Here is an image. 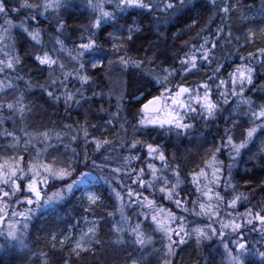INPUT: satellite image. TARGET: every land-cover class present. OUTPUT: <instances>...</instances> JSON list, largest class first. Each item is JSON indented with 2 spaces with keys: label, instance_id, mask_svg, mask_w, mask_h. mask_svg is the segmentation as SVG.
Returning <instances> with one entry per match:
<instances>
[{
  "label": "snow or ice",
  "instance_id": "obj_1",
  "mask_svg": "<svg viewBox=\"0 0 264 264\" xmlns=\"http://www.w3.org/2000/svg\"><path fill=\"white\" fill-rule=\"evenodd\" d=\"M79 7L86 22L71 25ZM172 29L177 39L195 37L169 57ZM145 32L156 40L140 49L143 57L129 55ZM258 40L264 45V0L243 12L238 0H0V253L20 249L25 264H73L108 246L138 253L131 264H175L176 249L191 243L209 252L205 264H264V198L255 187L240 191L233 175L254 161L264 168ZM225 48L235 54L231 64L217 56ZM105 61L137 79L134 91L126 81L114 105L110 96L93 113L90 102L104 97L93 85ZM37 91L45 105L62 104L69 121L73 105L89 107L82 121L45 124L47 108L31 99ZM100 113V123H89ZM213 124L209 141L203 128ZM197 132L190 170L179 149L169 153L151 135L183 141ZM52 213L42 247L40 237L29 246L34 221Z\"/></svg>",
  "mask_w": 264,
  "mask_h": 264
},
{
  "label": "trees",
  "instance_id": "obj_2",
  "mask_svg": "<svg viewBox=\"0 0 264 264\" xmlns=\"http://www.w3.org/2000/svg\"><path fill=\"white\" fill-rule=\"evenodd\" d=\"M238 2L241 4V11L243 12V11H248L249 9H251L252 11L258 9L261 6L262 0H238ZM81 13H78V14L74 13V15L70 19L69 23L71 25L84 23L85 20H84L83 15H81ZM185 19H187V16H185ZM233 19L235 20V17ZM182 24H183V22H181V25ZM145 25H147V20H145ZM213 27H215V26H213ZM178 31H179V29H172L171 31L168 32V35L170 38L167 40V47H168L167 54L169 57H171L173 53H178L180 51V48H181L184 40H192L195 37V31H193L191 33L184 34V35H182L181 38L177 39L176 35H173V34H174V32H178ZM155 40H156V37H155V35H153L152 32H145L134 42V44H132L130 46L129 55H131L133 57H136L137 55H139L140 57H143L145 55V53L143 51H140V49L142 47L145 49L148 48L149 41H155ZM257 45H260V44L257 43ZM217 54H220V56H223V54L227 55L228 49L225 48L222 53H217ZM234 56H235V54H233V57ZM227 59H229V58H227ZM230 59H233V58H230ZM169 62H171V60ZM33 75L35 78L40 77L39 72H34ZM102 75H103V72H101V69L96 71L95 85H93V87L95 88L97 93L103 91L104 97L101 99L100 96L98 95L94 101L90 102L93 113L96 112V109L100 105H103L105 108L109 107V99L106 98V95H105L106 85L104 84V80L102 78ZM202 75H203V73H201L200 76L192 77V79H189V82H193L195 80L200 79L202 77ZM122 76H123V82H124L123 90L125 87V82L127 81V82H129L128 91L129 92L134 91V88L132 87V82L137 79L135 71L129 69L127 71H124ZM96 85H98V87H96ZM88 95H91V92H89ZM40 96H41L40 92L37 91L36 95L31 97V99H33L37 103L44 105L45 108H47V115L44 118H47L53 122L59 121L61 119H64L66 122L81 120L85 114V110L89 107V105L86 104L83 107H81L80 110H77L75 112H74V109L72 107L71 117H70V121H69L65 115V110H64V107L62 104L49 107L48 105L44 104L43 100L40 99ZM126 100H127V104H126L127 111L134 112L135 111V101L132 100L130 98V96L126 97ZM112 103L114 105L113 98H112ZM41 111H43V110H41ZM102 115H103V113H100L96 116H90L89 117V123H94V124L100 123L101 121L99 119V116H102ZM225 115H227V113H225ZM129 119H130V117H129ZM222 126L223 125L221 124V127ZM213 130H215V132H216V125L215 124L211 125L209 128H203V133L206 134V137L209 141H211V138L214 135H216L213 132ZM96 134L98 135L99 131H96ZM130 135H131V130H130ZM151 135L156 136L159 143L167 144L169 153L175 152L177 149H179L178 159H182V163L184 165H186L189 170L192 168V161L199 159V157L196 155V153L199 149V145L201 142V133L200 132H197V134L194 136L189 135L188 137L184 138L183 141H180V140L176 139L175 137H173L171 140H169L167 136H160L157 133H152ZM113 139H115V137H113ZM253 152H255V149H253ZM253 163L256 164L255 167L253 166ZM253 163H249L246 165V167L248 169H250V171H248V172H245V170H244L245 165H243V164L240 166V168L238 170H234V173H233L234 182L238 183L240 185V188H239L240 191L245 192L244 190H246L247 194H249L248 193V187L249 186L255 187L256 188L255 195H256L257 199H261V198H264V193H261L259 191V184L261 182H264V168L259 166L258 161H254ZM243 187H245V188H243ZM77 195H79V193ZM70 207H71V205H69V209H70ZM67 210L68 209L61 210L59 212V216L63 217L64 212ZM108 210L110 211L111 209H108ZM54 219H57V217H56L55 213H52L51 216L45 215V216L39 217L36 221H34V227L31 230V236H30L29 240L27 241L29 243V246L35 245L37 237H40L41 243L39 245H36V247L37 248L42 247L44 233H42L40 231V229H41V227H46L47 223H49L51 220H54ZM157 247H159V244H157ZM176 251L178 252V255L175 257V264H196L197 261H199V264H205V260L209 256V252L207 250L201 249L199 252H197L195 249V245H193L191 243L186 247L182 246V248L176 249ZM214 254H215V251H214V253H212V255H214ZM3 255H4V264H25V256H24L23 251L20 249L14 250L12 253V257H10L8 254H5V253ZM130 255L135 256V255H139V254L138 253H132L131 250H129L128 253L119 252V251L114 253V252H112L111 248L108 246H106V248L104 250L97 252L95 254V256H93L91 254V256L93 257V261H94L93 264H97L98 262H100V264H123V262L125 260H128L129 264H131V260L129 259ZM89 256H90V254H89ZM219 259H220V257L217 256L218 262H219ZM0 260H2V259H0Z\"/></svg>",
  "mask_w": 264,
  "mask_h": 264
},
{
  "label": "rangeland",
  "instance_id": "obj_3",
  "mask_svg": "<svg viewBox=\"0 0 264 264\" xmlns=\"http://www.w3.org/2000/svg\"><path fill=\"white\" fill-rule=\"evenodd\" d=\"M75 3L77 5H80V0H75ZM82 11L84 12L83 7H79V9H77V8L72 9V12H74L76 14L81 13ZM109 30H111V29H109ZM73 38H75V37H73ZM257 43L260 44V41L258 40ZM257 46H260V45H257ZM25 47H27L29 51H34V49H32L31 46H29V45H26ZM217 56L220 59L221 63L228 64V60L226 58L227 55L223 54V56H220V54H217ZM89 71H92V70L89 69ZM124 71L125 70L120 68L118 65H113L111 67L108 66L107 61H105V66L103 68H101V72H103L102 78L104 80V84L106 85V88H105L106 98L109 99V97L111 96L114 100V103H115L116 96L123 92L124 82H123V76L122 75H123ZM197 76H200V74H198ZM189 79H192V77H189ZM72 107L74 109V112L77 110H80V108L77 109L76 105H73ZM43 108H45L44 105H43ZM43 108L41 110H43ZM49 121H50L49 119L43 118V123L46 124ZM76 121H78V120H76ZM81 121H82V119H81ZM213 132L216 134L215 130H213ZM243 188H245V187H243ZM244 191H245V194H247V191L246 190H244ZM256 238L258 239V237H256ZM212 253H214V249L212 250ZM3 254L4 253H0V259H2V261L4 262V255ZM72 259H73V264H93V262H94L91 254H90V256H89V254L84 256L82 259H76L75 257H73ZM216 259H217V257H216ZM248 259L252 260V261H257V262L259 261V257H255V256H250V257H248ZM97 264H100V262H98Z\"/></svg>",
  "mask_w": 264,
  "mask_h": 264
},
{
  "label": "bare ground",
  "instance_id": "obj_4",
  "mask_svg": "<svg viewBox=\"0 0 264 264\" xmlns=\"http://www.w3.org/2000/svg\"><path fill=\"white\" fill-rule=\"evenodd\" d=\"M83 17H84V16H83ZM149 19H151V17H149ZM84 20H85V17H84ZM147 24H148V20H147ZM165 27H166V29L168 28L167 25H166ZM176 34H177V32H174L173 35H176ZM260 46H264V45H261V43H260ZM255 48H256V46H250L249 48H247V49H246L244 52H242L241 54L246 55V54H247V51H255ZM228 51H229V50H228ZM226 58H229V59H227V60H228V64H230V63L232 62V59H230V58H234V57H229L228 54H227Z\"/></svg>",
  "mask_w": 264,
  "mask_h": 264
}]
</instances>
